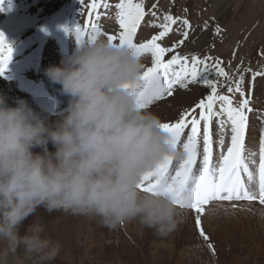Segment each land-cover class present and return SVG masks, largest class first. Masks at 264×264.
<instances>
[{"label":"clouds","instance_id":"obj_1","mask_svg":"<svg viewBox=\"0 0 264 264\" xmlns=\"http://www.w3.org/2000/svg\"><path fill=\"white\" fill-rule=\"evenodd\" d=\"M143 69L126 45L77 44L45 69L69 98L54 126L27 102L11 106L0 95V264L59 256L60 241L44 234L39 217L21 231L39 208L96 218L109 230L138 221L160 238L178 229L184 216L173 198L138 187L142 174L180 154L160 117L138 106L132 86Z\"/></svg>","mask_w":264,"mask_h":264},{"label":"rangeland","instance_id":"obj_2","mask_svg":"<svg viewBox=\"0 0 264 264\" xmlns=\"http://www.w3.org/2000/svg\"><path fill=\"white\" fill-rule=\"evenodd\" d=\"M116 1L108 0V3L112 2L115 7ZM144 3L145 12L152 9L155 16L160 17L161 20L156 24L155 31L138 35L139 28L143 26L142 21L137 29L136 42H144L158 34L162 30L158 25L164 22L163 16L166 13H170L173 17H180L181 20L187 19L190 28L186 29L178 21L177 24L172 25V31L167 34L173 33V38L167 40L162 38L158 43L164 47H171L177 41L183 39L185 43L191 38L187 49L182 48L183 43L175 49L174 54L178 52L189 58L194 55L200 58L210 56L213 58L210 63L219 58L223 61L221 66L228 73V78L209 74L210 79L214 78L218 81V94L229 95L234 106H237L242 98L251 97L249 107L253 109L254 115L251 112L248 114L245 146L251 153L255 151L254 156L258 157L253 156L252 159L255 158L257 163L250 165V170L258 174L259 147L261 138L264 137V0H144ZM153 5L155 8L152 7ZM53 14L58 15L59 18H53ZM48 16L49 19H47ZM60 18L62 21H58ZM66 18L72 20L69 26L67 21H64ZM105 18L112 20L104 30L105 33L103 32L98 38L107 40V34H116L120 29L117 17L107 16ZM86 20L87 4L82 6L80 0H3L0 4V31L5 33L13 47L12 59L5 73L18 72L26 76L28 80L40 83L43 81L49 86L51 96L59 102L58 108L62 106L61 104H68L67 99L69 98L60 91V85L51 82L45 75V69L42 68L44 66L47 68V65L48 67L60 65L62 58L73 53L78 43L71 30L77 25L83 27ZM66 28L69 29L70 34L65 31ZM185 30L188 31L187 39L183 36ZM46 36L50 37V40ZM48 41L56 45L52 44V47L46 49L45 44L47 45ZM84 43H88L87 37ZM72 46L73 50H71ZM53 51L56 53L54 54ZM141 58L144 69L152 66L150 53L144 54ZM170 58V54L166 53L164 59ZM5 73L0 76V80H9L4 78ZM254 73L261 74L253 78ZM241 75L243 76L241 87L244 90V97H241L239 93L228 92V86L234 87ZM210 91L206 85L190 83L187 88L177 87L172 96L154 101L147 108L157 114L162 122H172L179 118L182 110L197 104L200 99L210 94ZM20 100L25 101L26 99L17 98L14 104L9 105L15 106ZM31 102L33 103L32 100ZM66 104L64 107L67 106ZM216 110H219V104ZM45 116V114L41 115L53 126L55 124L50 123V120L61 117L56 113ZM251 124L253 126L257 124L260 127L255 129L254 135L250 137L249 130L253 128ZM211 130L213 160L216 161L222 151L226 152L230 144L231 133L227 128L221 131L217 118H213ZM189 131L190 127L185 129L182 141L186 139ZM202 132L203 122L201 123ZM220 137L224 140L222 147L218 143ZM48 149L55 151L51 143L48 144ZM34 151L39 152L41 149L36 148ZM220 203H224L227 207L229 205L234 211L245 209L244 212L247 211L245 205L254 203L259 209L256 213L257 217L261 219L254 215H250L254 217H249L241 214L238 217L239 222L235 223L234 221L228 222L221 217L223 222L218 219L219 223L211 224L210 229L205 225L211 219L205 221L204 214L201 216V226L208 236V240H205L196 226V213L178 206L182 210H190L193 213L191 234L189 235L187 225L183 223L178 227V229L181 228L180 231L177 229L178 231H174L167 238H160L154 234L153 230L140 223L135 225L133 221L116 230H109L102 226L96 218L73 215L64 211L49 213L39 208L34 216H30L25 221L21 231L23 232L37 217L40 218L45 225L44 234L60 241L62 245L59 256L50 264H264V205H260L258 201L233 200L231 202L213 201L208 206L212 207ZM233 204H239V206L233 208ZM225 208L226 206L224 210ZM247 212L251 213V211ZM193 236L197 237L196 241L193 240ZM209 244L212 248H209Z\"/></svg>","mask_w":264,"mask_h":264},{"label":"snow or ice","instance_id":"obj_3","mask_svg":"<svg viewBox=\"0 0 264 264\" xmlns=\"http://www.w3.org/2000/svg\"><path fill=\"white\" fill-rule=\"evenodd\" d=\"M81 5L87 4V20L84 26L77 25L71 31L75 34L78 44H84L85 37L92 42L102 34L103 30L94 21H98L101 8H109L108 0H80ZM3 0H0V4ZM118 9L117 20L119 32L107 34V40L128 46L139 56L151 54V67L143 70L139 80L132 86L137 97L139 107H149L154 101H160L173 95L177 87L187 88L190 83H201L210 88V94L204 96L191 108L180 112L179 118L172 122H162L171 138L174 149L179 155L167 156L154 169L142 174L138 187L145 192L170 195L181 208L193 210L196 213L195 222L200 235L205 240L208 236L201 226V216L206 212V206L212 201H258L264 205V137L259 147L258 174L250 170V165L257 161L252 159L251 153L245 146V135L248 126V114L253 111L249 107L251 97L242 98L237 106L229 95L218 94L217 83L209 74L228 78V73L221 66L223 61L212 57L200 58L176 53L165 60L166 53L173 52L184 43L177 41L171 47H164L158 41L172 31V25L180 21L185 28H190L187 19L173 17L170 13L163 16V23L158 26L162 29L144 42H136L137 29L144 20V0H119L115 4ZM155 8V5L152 6ZM155 16V12L149 9ZM154 23V22H153ZM69 32V29H65ZM219 32V28H217ZM185 39L188 31L183 33ZM118 41V42H117ZM13 47L5 33L0 31V76H3L12 59ZM250 71V69H249ZM261 73H254L253 78ZM243 76L235 82V86H228L229 93H239L244 97L241 85ZM219 104V110L216 106ZM199 110V111H197ZM213 118L221 131L227 128L230 133V144L226 152H221L218 160H213V138L211 123ZM203 132L201 133V123ZM190 127L186 139L181 140L185 129ZM222 147L224 140L218 141ZM233 208L237 205L233 204ZM212 248V245H208ZM214 252V248L212 249Z\"/></svg>","mask_w":264,"mask_h":264},{"label":"bare ground","instance_id":"obj_4","mask_svg":"<svg viewBox=\"0 0 264 264\" xmlns=\"http://www.w3.org/2000/svg\"><path fill=\"white\" fill-rule=\"evenodd\" d=\"M111 1V0H110ZM116 1V0H115ZM119 1H116V3H118ZM111 4H110V7L109 8H101V10L99 11L100 13H101V15H100V17H99V20L98 21H94V22H96V23H99L98 24V27H100L102 30H103V32H104V30H106V27H108L109 25H110V22H111V18H105V17H107V16H114V17H117V13H118V9L117 8H115L114 7V5L112 4V2H110ZM58 5H60V4H58ZM58 14V13H57ZM70 14H71V12H70ZM58 15H60V14H58ZM58 15H56V14H53L52 15V17L53 18H57L58 17ZM60 17H62L61 15H60ZM59 18V17H58ZM47 19H49V16L47 17ZM45 20H46V18H45ZM160 20H161V18L160 17H158V16H154V15H152V13L151 12H147L146 13V15H145V18H144V20H143V26L142 27H140L139 28V31H138V35L139 34H145L146 32H149V31H155L154 29H155V26H156V24H158L159 22H160ZM58 21H62V18H60V19H58ZM64 21H67V24H68V26L72 23V20L70 19V18H66V19H64ZM75 22V21H74ZM154 22V23H153ZM45 31V30H44ZM49 32V31H48ZM103 32H102V34H103ZM47 33V32H46ZM105 33V32H104ZM69 34H70V32H69ZM173 34V33H172ZM172 34H170V35H167V36H165L163 39H172L173 38V36H172ZM46 35H48V33L46 34ZM68 35V34H67ZM44 36H45V34H44ZM64 36V35H63ZM66 36V35H65ZM42 37H43V35H42ZM47 37V36H46ZM52 37V36H51ZM67 37V36H66ZM48 38V37H47ZM50 38V37H49ZM48 38V39H49ZM201 38V37H200ZM24 39V38H23ZM42 39V38H41ZM61 39V38H60ZM101 39H103V38H101ZM105 39V38H104ZM107 39V38H106ZM202 39V38H201ZM50 40V39H49ZM29 41V40H28ZM47 41V40H46ZM45 41V42H46ZM51 41H52V39H51ZM50 41V42H51ZM205 41V40H204ZM50 42L48 41V44L46 45L45 44V48L46 49H49V47H52V44L54 45L55 43H52V44H50ZM53 42V41H52ZM56 42V41H55ZM202 42V41H201ZM29 43V42H28ZM191 43V38L190 39H188L187 40V42H185L184 44H183V47L182 48H184V49H187V47L189 46V44ZM59 44V43H58ZM70 44V43H69ZM77 44V43H76ZM56 45V44H55ZM72 45V44H71ZM50 49H52V48H50ZM71 50H73V46L71 47ZM46 52V51H45ZM44 52V53H45ZM54 52V51H53ZM56 52H54V54H55ZM45 55V54H44ZM48 55V54H47ZM71 55V54H70ZM51 56V55H50ZM147 56V55H146ZM59 57V56H58ZM52 58H54V57H52ZM47 59V58H46ZM45 59V60H46ZM57 59V58H56ZM53 60V59H52ZM28 61V60H27ZM29 63H30V59H29V61H28ZM57 62V61H56ZM45 64V63H44ZM53 64V63H52ZM58 64V63H57ZM43 65V64H42ZM15 66V65H14ZM47 67H48V65H47ZM42 69H46L45 68V66H44V68H42ZM42 71V70H41ZM40 73V72H39ZM6 74V76L4 77V78H6L7 76H9V75H17V76H20L21 78H23L24 80H26L28 83H35V84H37V85H39V86H41V89H42V91L43 92H45L46 94H48V96L50 97V98H52L53 100H54V102H55V107H54V109H55V112H57V111H59L60 109H62V108H64V106H65V104H61L62 106L60 107V108H58V101L56 100V99H54L52 96H51V92H50V88H49V86L46 84V83H44L43 81L40 83L39 81L37 82V81H35V80H28V79H26L27 77L26 76H24V75H21L20 73H18V72H8V73H5ZM39 76V75H38ZM45 79V78H44ZM6 79H4V80H0V95H3V96H5L6 97V100H7V103L8 104H10V103H12V104H14L13 102H15L16 100H17V98H21V97H24V100H25V102H27V104L35 111V112H37L40 116L42 115V114H45L46 116L48 115V114H51V112H48L47 110H46V108H44V107H42L41 105L40 106H35L37 103L34 101V96L30 93V91L28 90V88L23 84V80L22 79H14V78H12V79H9V80H6ZM262 82V81H261ZM260 85H261V83H259ZM263 84V83H262ZM262 88V87H261ZM258 90V89H257ZM261 90V89H260ZM55 91V90H54ZM52 93H54V92H52ZM254 94V93H253ZM257 94V93H256ZM31 97V98H29V97ZM66 97V96H65ZM256 97V96H255ZM23 99V98H22ZM33 101V103L35 104H33L32 102H31V100ZM68 100V99H67ZM62 101V100H61ZM64 101V100H63ZM62 103V102H61ZM67 105V104H66ZM251 114H253L252 112H251ZM254 115V114H253ZM256 115V114H255ZM45 116V117H46ZM257 117V116H256ZM44 118V117H43ZM61 117H57V118H52L51 120H50V123H53V124H55L59 119H60ZM47 119V118H46ZM251 119V118H250ZM254 119V118H253ZM256 120V119H255ZM249 121H251V120H249ZM253 121V120H252ZM256 122V121H255ZM47 123H49V122H47ZM252 123V122H251ZM254 124V123H253ZM252 125V124H251ZM251 127H253V128H251V130H249V132H250V134H249V136L251 137V136H253L254 135V132H255V129H258L260 126H257V124H256V126L254 125H252ZM263 128H264V125H263ZM220 135V134H219ZM223 136V135H222ZM221 139H222V137H220ZM254 140V139H253ZM253 140H252V142H253ZM252 142L251 143H249V146L252 144ZM253 147V146H252ZM254 148V147H253ZM225 151V150H224ZM258 151V150H257ZM255 152V151H254ZM253 152V153H254ZM256 154V153H255ZM259 156V155H258ZM254 157H256V158H258L257 156H254ZM255 159V158H254ZM258 160V159H257ZM255 169V168H254ZM213 202V201H212ZM243 204H245V203H243ZM238 206H239V204H237ZM220 206V207H219ZM226 206V208H225V210H224V207ZM240 206H241V204H240ZM243 206V205H242ZM245 206H247V211H251V213L250 212H244L245 211V209H244V211H240V210H237V211H234V210H232L231 209V207H229V205H228V207H227V205H225L224 203L223 204H218V205H213L212 207H209L208 206V208L206 209V213H205V216H204V220L206 221V219H211L210 220V222L208 223V221H207V223H206V228H210L211 229V224H214V223H216V222H218V219H220L221 217H223L224 219H226V221H234L235 223H238L239 221V215H241V214H245L246 216H249V217H254V216H256L257 217V210H259V209H257V207H256V204H254V203H252V204H249V205H245ZM228 210V211H227ZM262 212V211H261ZM253 213V214H252ZM182 214H183V216H184V219H183V222L181 223V224H183V223H185V225H187V229H188V232H189V235L191 234V232H192V228H193V213L190 211V210H182ZM250 215H254V216H250ZM261 216V215H260ZM263 216V215H262ZM248 218V217H247ZM257 218H259V217H257ZM264 218V217H263ZM259 219H261V218H259ZM258 220V219H257ZM220 221H222L221 219H220ZM223 222V221H222ZM133 223L135 224V225H139V222L138 221H133ZM219 223V222H218ZM260 223V222H259ZM180 224V225H181ZM180 229L181 228H179L178 230L180 231ZM224 229V228H223ZM177 230V231H178ZM193 240H197V237L195 238L194 236H193ZM194 251V250H193Z\"/></svg>","mask_w":264,"mask_h":264},{"label":"crops","instance_id":"obj_5","mask_svg":"<svg viewBox=\"0 0 264 264\" xmlns=\"http://www.w3.org/2000/svg\"><path fill=\"white\" fill-rule=\"evenodd\" d=\"M174 51H175V49H174ZM174 51L169 53V54H170V56H172V55L174 54Z\"/></svg>","mask_w":264,"mask_h":264},{"label":"water","instance_id":"obj_6","mask_svg":"<svg viewBox=\"0 0 264 264\" xmlns=\"http://www.w3.org/2000/svg\"><path fill=\"white\" fill-rule=\"evenodd\" d=\"M27 87H28V86H27ZM29 89L31 90V89H32V87H30ZM35 95H36V93H35Z\"/></svg>","mask_w":264,"mask_h":264}]
</instances>
